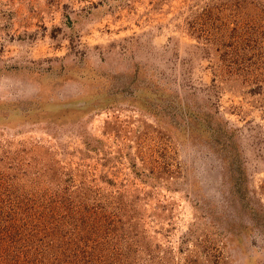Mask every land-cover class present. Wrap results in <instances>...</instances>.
<instances>
[{"label":"rangeland","instance_id":"rangeland-1","mask_svg":"<svg viewBox=\"0 0 264 264\" xmlns=\"http://www.w3.org/2000/svg\"><path fill=\"white\" fill-rule=\"evenodd\" d=\"M0 264H264V0H0Z\"/></svg>","mask_w":264,"mask_h":264}]
</instances>
